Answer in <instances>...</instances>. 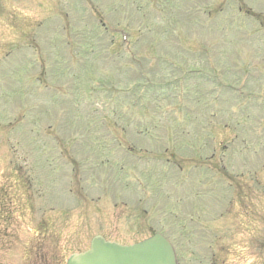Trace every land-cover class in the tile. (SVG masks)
<instances>
[{
	"label": "rangeland",
	"instance_id": "1",
	"mask_svg": "<svg viewBox=\"0 0 264 264\" xmlns=\"http://www.w3.org/2000/svg\"><path fill=\"white\" fill-rule=\"evenodd\" d=\"M259 92L264 0H0V264L158 232L199 264L235 225L259 235L233 234L221 264H264ZM212 155L257 214L220 218L232 197Z\"/></svg>",
	"mask_w": 264,
	"mask_h": 264
},
{
	"label": "water",
	"instance_id": "2",
	"mask_svg": "<svg viewBox=\"0 0 264 264\" xmlns=\"http://www.w3.org/2000/svg\"><path fill=\"white\" fill-rule=\"evenodd\" d=\"M66 264H175V257L169 243L159 235L131 246L95 237L87 251L71 255Z\"/></svg>",
	"mask_w": 264,
	"mask_h": 264
},
{
	"label": "flooded vegetation",
	"instance_id": "3",
	"mask_svg": "<svg viewBox=\"0 0 264 264\" xmlns=\"http://www.w3.org/2000/svg\"><path fill=\"white\" fill-rule=\"evenodd\" d=\"M213 165H214V163H213ZM210 170H211V172H217L221 176L225 175L226 177H228V179H231L228 175V172H225V166H223L221 164H220L219 168L214 166ZM239 182L238 183L235 182V183L229 185V190L231 191L230 195L232 197V201L231 200L228 201L227 205H225L227 207V209H224V210L221 209V213L219 214L220 218L223 216L224 217H230L228 225H230V221L232 220V218L234 220L233 221L234 223H240L239 219L252 216V214L253 215L257 214L256 210H254L255 208L254 209H248V205L243 202V201L248 200L247 196H246V192H247L246 191V184H244V183L241 184ZM233 202L235 204H238V206H239L238 211L231 212L233 209V206H234ZM253 205H254V207H257L256 203ZM199 208H200L202 213L203 212L209 213V216H213V214L215 213V210L207 209V207L204 204H199ZM245 223H247V222H245ZM225 228L226 227H223L221 229L223 230ZM217 231L219 232L218 228H217V230L213 229L212 233H217ZM249 232L251 234L255 232L259 235V226L255 227V226H246L245 225L244 227H241L240 225H235V226L227 227L226 230H223L224 235H226L224 240L223 241L216 240L215 242L212 243V245L210 244L208 246V248L211 251L208 254L204 255L205 258L200 259L201 263L199 262V264H221V260L223 257L227 260V254H228L227 249H229L231 247L232 242L229 240L232 239V237H233L232 235L237 234V233H249ZM239 243L240 242H238V244ZM255 245L259 248V236H257V241H256ZM179 264H181V260L179 261Z\"/></svg>",
	"mask_w": 264,
	"mask_h": 264
},
{
	"label": "trees",
	"instance_id": "4",
	"mask_svg": "<svg viewBox=\"0 0 264 264\" xmlns=\"http://www.w3.org/2000/svg\"><path fill=\"white\" fill-rule=\"evenodd\" d=\"M4 192L5 191L3 190V187H1L0 195H3ZM5 203H6V201L4 199H0V224H2L3 222H6V221L8 222V220L10 218V214L6 211V207H4ZM4 209H5V211H3ZM0 234L3 235L2 233H0Z\"/></svg>",
	"mask_w": 264,
	"mask_h": 264
}]
</instances>
